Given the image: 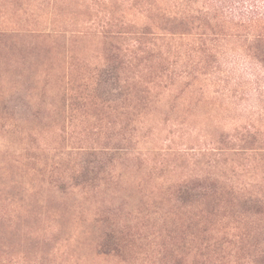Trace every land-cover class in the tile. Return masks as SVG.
<instances>
[{
    "label": "trees",
    "instance_id": "1",
    "mask_svg": "<svg viewBox=\"0 0 264 264\" xmlns=\"http://www.w3.org/2000/svg\"><path fill=\"white\" fill-rule=\"evenodd\" d=\"M0 264H264V0H0Z\"/></svg>",
    "mask_w": 264,
    "mask_h": 264
},
{
    "label": "rangeland",
    "instance_id": "2",
    "mask_svg": "<svg viewBox=\"0 0 264 264\" xmlns=\"http://www.w3.org/2000/svg\"><path fill=\"white\" fill-rule=\"evenodd\" d=\"M166 103V100L164 101ZM165 103L162 104V106L165 105ZM149 146H157V147H161V146H164L161 142H155L153 143L152 145H149ZM16 190L10 192V191H7V197L9 196H13L14 192ZM11 193V194H10ZM9 211L12 213V208L9 207ZM11 232V233H10ZM13 235H15V237H13ZM6 244H14L12 246H14V248L16 249V232H14L13 230H7V235H6Z\"/></svg>",
    "mask_w": 264,
    "mask_h": 264
}]
</instances>
